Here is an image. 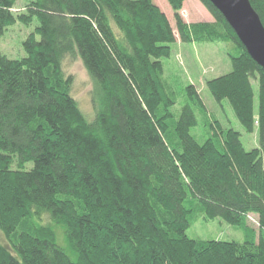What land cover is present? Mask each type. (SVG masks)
Returning a JSON list of instances; mask_svg holds the SVG:
<instances>
[{
  "label": "trees",
  "instance_id": "16d2710c",
  "mask_svg": "<svg viewBox=\"0 0 264 264\" xmlns=\"http://www.w3.org/2000/svg\"><path fill=\"white\" fill-rule=\"evenodd\" d=\"M184 1L166 0L178 41L226 45L231 71L205 87L257 131L251 151L193 85L173 112L161 61L177 40L153 0H27L18 16L16 0H0V38L38 24L24 58L0 50V264H264V71L208 0L198 1L213 22L193 24ZM249 2L264 27V0ZM67 57L93 83L90 118L71 95ZM196 111L211 133L202 143L190 134ZM194 208L241 229L243 242L188 239Z\"/></svg>",
  "mask_w": 264,
  "mask_h": 264
},
{
  "label": "rangeland",
  "instance_id": "374dc122",
  "mask_svg": "<svg viewBox=\"0 0 264 264\" xmlns=\"http://www.w3.org/2000/svg\"><path fill=\"white\" fill-rule=\"evenodd\" d=\"M26 3L27 0H16L15 9L13 10L14 14L17 16L23 14V8ZM153 3L166 15L178 41L177 32L174 27L173 13L166 0H153ZM180 15L186 24L213 22L211 15L198 0H185ZM37 26V22L33 20L29 25L16 22L13 26L7 28L0 38V50L2 54L10 60H21L24 58L23 42L34 32ZM178 43L171 46L170 57L161 61L163 66V80L169 93L176 99L173 112L179 114L185 104L183 90L187 86L193 85L207 113L219 123L223 131L232 129L238 132L245 151H251L257 148V131L254 130L250 134L246 133L235 119L228 104L226 102H222L221 104L215 103L205 87L207 81L230 73L231 66L229 58L226 56V52L228 51L226 45H191L181 44L179 41ZM229 47L231 46L229 45ZM229 50L232 49L230 48ZM62 70L65 77H70L71 79L70 91L72 97L77 101L79 108L86 117L90 118L92 114L90 93L93 90V83L90 77L78 58L72 59L67 57L62 63ZM253 91L254 112H257L258 87L255 83H253ZM196 119L198 126L191 129L190 134L198 143H202L211 133L203 127V117L198 111H196ZM43 224H47V221ZM246 225L258 234L259 228L255 216H250L246 221ZM185 235L190 240L201 242L236 241L241 243L244 240L241 229L230 226L220 219L212 221L206 220L197 208H194L190 227L185 232ZM56 243L67 253L71 260H74L69 246L66 243L63 231L59 228ZM0 244L9 246L1 232Z\"/></svg>",
  "mask_w": 264,
  "mask_h": 264
},
{
  "label": "water",
  "instance_id": "95a60500",
  "mask_svg": "<svg viewBox=\"0 0 264 264\" xmlns=\"http://www.w3.org/2000/svg\"><path fill=\"white\" fill-rule=\"evenodd\" d=\"M249 57L264 71V27L249 0H208Z\"/></svg>",
  "mask_w": 264,
  "mask_h": 264
},
{
  "label": "crops",
  "instance_id": "0c3cea01",
  "mask_svg": "<svg viewBox=\"0 0 264 264\" xmlns=\"http://www.w3.org/2000/svg\"><path fill=\"white\" fill-rule=\"evenodd\" d=\"M176 43H178V41H177ZM178 44H179V43H178Z\"/></svg>",
  "mask_w": 264,
  "mask_h": 264
}]
</instances>
